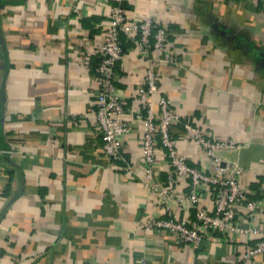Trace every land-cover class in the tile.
<instances>
[{"label": "crops", "instance_id": "0c3cea01", "mask_svg": "<svg viewBox=\"0 0 264 264\" xmlns=\"http://www.w3.org/2000/svg\"><path fill=\"white\" fill-rule=\"evenodd\" d=\"M112 0H0V264H264L246 244L264 237V0H128L126 15L166 26L159 51L124 49L114 83L129 132L127 162L101 151L93 111L98 83L89 61L98 56ZM172 59H156L162 56ZM154 70L175 113L210 138L235 140L218 151L240 168L238 184L255 204L236 222L258 234L209 232L197 247L167 229L146 228L163 216L144 188L143 121L136 87ZM188 164L214 173L212 161L178 124L170 126ZM161 180L168 162L156 146ZM186 192V182L175 184ZM175 216L192 211L170 201ZM199 206L211 210L205 189ZM192 213V212H191Z\"/></svg>", "mask_w": 264, "mask_h": 264}, {"label": "built area", "instance_id": "2783aa9c", "mask_svg": "<svg viewBox=\"0 0 264 264\" xmlns=\"http://www.w3.org/2000/svg\"><path fill=\"white\" fill-rule=\"evenodd\" d=\"M112 0L108 17L109 27L103 41L98 47V58L93 66V75L98 88L93 100V111L101 138V151L114 164L121 161L124 169L127 162L121 151V138L126 135L130 126L122 119L123 99L119 96L114 73L116 61L123 48L122 41L129 40L139 52L159 51L166 40V26L154 22L150 16L141 19H130L126 15L125 2ZM158 59H172L162 56ZM158 84L156 74L149 65L145 69V79L136 87V98L139 104L140 118L143 121L140 147L142 149L144 170L141 182L157 195L163 216L151 217L146 228L167 229L175 234L179 243L197 247L204 235L217 232L227 235L231 232L241 234H258L260 230L253 227H242L236 222V210L244 207L247 212L254 209V203L247 197L246 190L236 180L240 168L231 163L223 164L218 151L237 149L241 145L235 140H216L207 136L192 120L181 118L172 110L169 100L164 95L156 99L154 109L152 93ZM178 124L182 130L197 143L204 154L212 161L214 173H208L188 164L185 157L175 146V137L170 126ZM156 146H160L168 162V170L163 179L155 180L153 164ZM186 182V192L175 194L178 180ZM205 189L211 202V210L199 206V191ZM170 201L187 202L192 211L175 216V207ZM192 212V213H191ZM264 250V237L251 244H246L243 256L248 258ZM141 264H145L144 261Z\"/></svg>", "mask_w": 264, "mask_h": 264}, {"label": "trees", "instance_id": "16d2710c", "mask_svg": "<svg viewBox=\"0 0 264 264\" xmlns=\"http://www.w3.org/2000/svg\"><path fill=\"white\" fill-rule=\"evenodd\" d=\"M126 5H127V2H125V7H126ZM130 45H131V42H130L129 40H124V39H123V41H122V48H123V50H124V49H127L128 46H130ZM97 58H98V56L95 57L94 60L89 61V64H90V66H91V69L93 68V66H94V64H95V62H96V60H97Z\"/></svg>", "mask_w": 264, "mask_h": 264}]
</instances>
